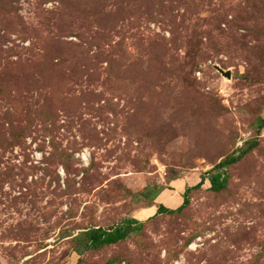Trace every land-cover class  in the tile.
<instances>
[{
	"label": "rangeland",
	"instance_id": "obj_1",
	"mask_svg": "<svg viewBox=\"0 0 264 264\" xmlns=\"http://www.w3.org/2000/svg\"><path fill=\"white\" fill-rule=\"evenodd\" d=\"M0 264H264V0H0Z\"/></svg>",
	"mask_w": 264,
	"mask_h": 264
},
{
	"label": "trees",
	"instance_id": "obj_2",
	"mask_svg": "<svg viewBox=\"0 0 264 264\" xmlns=\"http://www.w3.org/2000/svg\"><path fill=\"white\" fill-rule=\"evenodd\" d=\"M218 179H219V174H215L213 176H211L209 178V182L211 184V186H214L217 184L218 182ZM202 183V180L200 179L198 182H196V184H194L193 186H186L185 187V190L184 192L182 193V202L176 206L175 208H169V207H166L162 204H159L157 206V209L155 212L157 213H160V212H173L174 210H180L184 205H186V203L188 202V198L186 197V193L188 192V189L191 188V187H196V186H199L200 184ZM137 221L136 218H129L127 220V225L129 224L130 221ZM95 230H91L89 231L92 235V243L94 245H98V244H101V243H110V242H114L116 239L120 238L124 233H123V230L120 229V228H116L115 230L113 231H109V232H104V230L100 231V233L98 234H95V232L97 231L96 229H99L98 227L97 228H94Z\"/></svg>",
	"mask_w": 264,
	"mask_h": 264
},
{
	"label": "crops",
	"instance_id": "obj_3",
	"mask_svg": "<svg viewBox=\"0 0 264 264\" xmlns=\"http://www.w3.org/2000/svg\"><path fill=\"white\" fill-rule=\"evenodd\" d=\"M175 179H176L175 180L176 182L179 181V182H177L178 185H176V188L172 189L171 191L168 190V192H166L167 189L163 190V191L161 190L159 193H157V195L155 197V201H153V203L150 204L151 205V210H150L149 214L155 213V211L157 209V206L159 204H162V205H164L166 207H169V208H175L176 206H178L182 202V193L184 191L185 185H189L191 182H189L190 180H188V178L186 176L181 177V178L178 177V178H175ZM173 190H176L175 196L172 195V193H173L172 191ZM162 192L165 193L168 197L174 199L175 200V204L174 205H167L164 201H162L161 198L159 197L160 193H162ZM133 217H135L136 219H141L137 214L135 216H133Z\"/></svg>",
	"mask_w": 264,
	"mask_h": 264
},
{
	"label": "water",
	"instance_id": "obj_4",
	"mask_svg": "<svg viewBox=\"0 0 264 264\" xmlns=\"http://www.w3.org/2000/svg\"><path fill=\"white\" fill-rule=\"evenodd\" d=\"M216 68L219 70V72L225 76H229V71L228 70H222L221 68L217 67Z\"/></svg>",
	"mask_w": 264,
	"mask_h": 264
}]
</instances>
